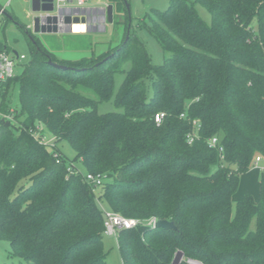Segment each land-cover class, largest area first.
Masks as SVG:
<instances>
[{
  "label": "trees",
  "instance_id": "1",
  "mask_svg": "<svg viewBox=\"0 0 264 264\" xmlns=\"http://www.w3.org/2000/svg\"><path fill=\"white\" fill-rule=\"evenodd\" d=\"M111 5L120 11L119 0ZM128 19L122 44L99 58L60 62L33 40L23 74L3 85L18 82L21 93L16 123L0 118V241L19 264H108L105 202L126 218L175 226L120 231L124 264H173L179 254L181 264H264V173L259 199L245 195L233 211L241 176L264 158V0H171L146 26L169 54L161 65L128 34ZM111 100L123 111L100 113ZM6 104L4 96L3 112ZM40 126L74 159L57 147L58 164L36 137ZM213 137L223 160L208 146Z\"/></svg>",
  "mask_w": 264,
  "mask_h": 264
},
{
  "label": "rangeland",
  "instance_id": "2",
  "mask_svg": "<svg viewBox=\"0 0 264 264\" xmlns=\"http://www.w3.org/2000/svg\"><path fill=\"white\" fill-rule=\"evenodd\" d=\"M8 1L0 0V7L2 9L6 8V13L1 17V41L8 47V51L12 56L15 55L14 52L20 56H26V60L20 61L16 65L14 70V78L16 79L21 77L26 65L32 58L34 51L33 40L39 42L42 48L46 49L60 62L99 58L122 44L127 27V17L131 26L128 34L132 32L143 41L153 64L161 65L169 57V54L164 52L160 43L150 34L146 26L148 24L151 25L150 16L153 15L154 11L164 12L168 10L171 0H119L121 2L120 11L117 10L116 6L114 7V21L112 23L107 22L104 31L74 34H36L33 30H30V36L33 40L20 27H31L34 19L40 16V14L32 11V0H13L10 6L7 7ZM110 4L111 0H91L88 7L107 6ZM197 10L204 21L207 23L211 22V15L204 7L197 5ZM7 15L15 17L16 20H11ZM129 69L130 65H127L125 71ZM124 77V73L116 74V90L120 88ZM80 91L86 96L98 100V96L93 91L83 88ZM20 93L21 88L18 82H15L9 88L4 87L1 89L0 105L4 96H6L7 104L3 109H8L9 111L3 112L0 110V118H5L14 122V124L16 123L15 117L18 115L16 111L20 109ZM148 93L149 96L153 93L150 83H148ZM98 109L102 114L123 111L122 108L115 106L114 100L100 102ZM43 130L44 126H40L39 136L53 141L54 139L46 135ZM57 147L67 157L74 159L75 152L67 142L59 143ZM71 163L74 164L73 162L69 164ZM77 165L81 167L80 163H77ZM263 173L264 158L257 165L255 161L251 169L241 176L239 189L233 197V211H235L236 204L245 195H252L255 199H259L260 182ZM99 206L103 211L107 209L105 202H100ZM255 228L254 219L251 224V230H255ZM104 247L108 255V264H124L119 251L118 236H105ZM20 261L21 259L11 256L10 244L6 241H0V264H19ZM182 261L183 256L179 254L173 264H181Z\"/></svg>",
  "mask_w": 264,
  "mask_h": 264
},
{
  "label": "built area",
  "instance_id": "3",
  "mask_svg": "<svg viewBox=\"0 0 264 264\" xmlns=\"http://www.w3.org/2000/svg\"><path fill=\"white\" fill-rule=\"evenodd\" d=\"M13 0H9L7 7L10 6L11 2ZM91 2V0H53V7H54V11L52 13H43L41 14L42 17L44 16H52V15H57L59 17H61L59 15V12L65 11V10H70V9H88V8H99V7H103V6H98V7H88V4ZM43 1H42V5H43ZM6 13V8H3L0 10V41H1V17ZM65 16V13L62 15V17ZM79 18H86L85 22L79 21L77 23L72 22L71 27L73 29V27L75 25H85L86 28L88 29V27H94V26H98L101 23L99 22H94V21H90L89 18H91V15H88L87 12L85 13H80ZM59 27L64 28L65 24L63 22H60ZM75 32H73L72 34H74ZM87 33V30L86 32ZM26 60V56L22 55H14L12 56L10 54V52L8 51V48L0 47V90L3 87V85L5 83H7L10 79L14 78V70L16 68V65L18 62L20 61H24ZM182 117H185L184 115H182ZM165 118V113H158L155 115V122L160 125L163 121V119ZM197 122H194V125H196ZM39 128L38 127V132L36 133V137L40 140V143L45 146L46 148H49L53 151L54 154V158L56 159V162L58 164L62 163V159L61 156L58 152H56L57 149V144L45 137H41L39 136ZM199 127L197 128L198 131ZM197 131L191 133L188 135V142L189 144H192L197 138H198V134ZM208 146L212 149H216L221 157V159H224L223 156V152H224V148L222 146H219V139L217 137H213L210 138L208 140ZM262 161V157L258 156L256 159V165ZM70 166V170L74 169V164H69ZM86 181L90 184H92L95 188L100 187L103 184V178L101 175H94V174H86ZM155 221L156 219H150L149 221H141L138 219H131V218H126L120 214L114 213L111 210H104V234L105 236H118L119 232L125 229H135L139 226H151L153 228H155ZM184 257H183V261H184ZM188 264H202L200 262H196V261H192V260H188L187 261Z\"/></svg>",
  "mask_w": 264,
  "mask_h": 264
},
{
  "label": "water",
  "instance_id": "4",
  "mask_svg": "<svg viewBox=\"0 0 264 264\" xmlns=\"http://www.w3.org/2000/svg\"><path fill=\"white\" fill-rule=\"evenodd\" d=\"M42 1L44 2L43 5L41 4ZM53 0H32V11L36 14H40V16H37L33 21V31L36 34H72L75 32L71 24L72 22H79L80 13L87 12L88 15H91V18H89L90 21L99 22L101 23L98 26L88 27L87 33H96L98 31H104L106 28L107 22L112 23L114 21L113 13H114V5H107L99 8H88L86 10L84 9H70L65 11H60L59 16L52 15V16H44L42 17L41 14L43 13H52L54 11L53 7ZM65 13V16L62 17V15ZM9 18L12 20V17ZM84 22L86 21V18H84ZM63 22L65 24L64 28L59 27V23ZM77 33V32H75ZM26 34L33 40V38L30 36L28 32ZM129 38V36H128ZM15 55H17L16 52H14ZM50 64L60 70H68V67L54 64L50 62ZM155 228L156 229H175V226L172 222L156 219L155 221Z\"/></svg>",
  "mask_w": 264,
  "mask_h": 264
},
{
  "label": "bare ground",
  "instance_id": "5",
  "mask_svg": "<svg viewBox=\"0 0 264 264\" xmlns=\"http://www.w3.org/2000/svg\"><path fill=\"white\" fill-rule=\"evenodd\" d=\"M84 18L83 19H79V21H82V22H84ZM73 30L75 31V32H77V33H85L86 32V30H87V28H86V26L85 25H75L74 27H73Z\"/></svg>",
  "mask_w": 264,
  "mask_h": 264
},
{
  "label": "crops",
  "instance_id": "6",
  "mask_svg": "<svg viewBox=\"0 0 264 264\" xmlns=\"http://www.w3.org/2000/svg\"><path fill=\"white\" fill-rule=\"evenodd\" d=\"M27 29H29V30H33V24L31 25V27H28ZM2 42V41H1ZM3 43V42H2ZM4 44V43H3ZM6 45H4V47H5ZM255 195H256V193H254Z\"/></svg>",
  "mask_w": 264,
  "mask_h": 264
}]
</instances>
